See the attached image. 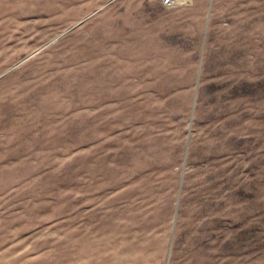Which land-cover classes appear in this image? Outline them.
Returning <instances> with one entry per match:
<instances>
[{"label": "rangeland", "instance_id": "374dc122", "mask_svg": "<svg viewBox=\"0 0 264 264\" xmlns=\"http://www.w3.org/2000/svg\"><path fill=\"white\" fill-rule=\"evenodd\" d=\"M0 264H264V0H0Z\"/></svg>", "mask_w": 264, "mask_h": 264}, {"label": "built area", "instance_id": "2783aa9c", "mask_svg": "<svg viewBox=\"0 0 264 264\" xmlns=\"http://www.w3.org/2000/svg\"><path fill=\"white\" fill-rule=\"evenodd\" d=\"M165 7H171L176 4L177 0H157Z\"/></svg>", "mask_w": 264, "mask_h": 264}, {"label": "bare ground", "instance_id": "6f19581e", "mask_svg": "<svg viewBox=\"0 0 264 264\" xmlns=\"http://www.w3.org/2000/svg\"><path fill=\"white\" fill-rule=\"evenodd\" d=\"M117 101H118V100H117ZM95 103H96V102H95ZM99 106H100V105H99ZM102 109H103V108H102ZM97 111H98V107H96V109H95V117H96V120H97V117H98V114H99ZM93 115H94V114H93Z\"/></svg>", "mask_w": 264, "mask_h": 264}, {"label": "water", "instance_id": "95a60500", "mask_svg": "<svg viewBox=\"0 0 264 264\" xmlns=\"http://www.w3.org/2000/svg\"><path fill=\"white\" fill-rule=\"evenodd\" d=\"M199 84V83H198ZM195 105V104H194ZM192 118H193V116H192Z\"/></svg>", "mask_w": 264, "mask_h": 264}]
</instances>
